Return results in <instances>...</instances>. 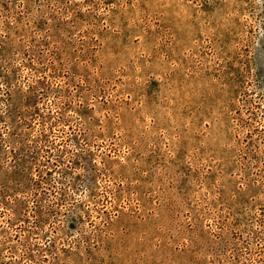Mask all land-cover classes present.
<instances>
[{
    "label": "rangeland",
    "instance_id": "1",
    "mask_svg": "<svg viewBox=\"0 0 264 264\" xmlns=\"http://www.w3.org/2000/svg\"><path fill=\"white\" fill-rule=\"evenodd\" d=\"M0 264H264V0H0Z\"/></svg>",
    "mask_w": 264,
    "mask_h": 264
}]
</instances>
